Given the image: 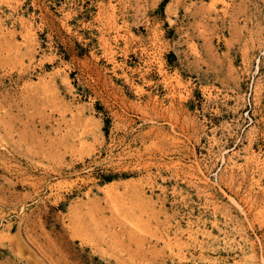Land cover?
I'll use <instances>...</instances> for the list:
<instances>
[{
	"label": "rangeland",
	"instance_id": "1",
	"mask_svg": "<svg viewBox=\"0 0 264 264\" xmlns=\"http://www.w3.org/2000/svg\"><path fill=\"white\" fill-rule=\"evenodd\" d=\"M0 264H264V0H0Z\"/></svg>",
	"mask_w": 264,
	"mask_h": 264
},
{
	"label": "bare ground",
	"instance_id": "2",
	"mask_svg": "<svg viewBox=\"0 0 264 264\" xmlns=\"http://www.w3.org/2000/svg\"><path fill=\"white\" fill-rule=\"evenodd\" d=\"M27 30H28V28H27ZM28 32H30V31H28ZM192 236V235H191Z\"/></svg>",
	"mask_w": 264,
	"mask_h": 264
}]
</instances>
